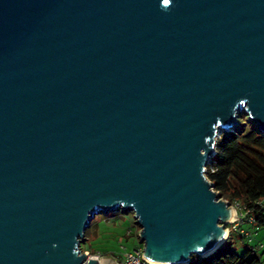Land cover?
Here are the masks:
<instances>
[{"label":"water","instance_id":"water-1","mask_svg":"<svg viewBox=\"0 0 264 264\" xmlns=\"http://www.w3.org/2000/svg\"><path fill=\"white\" fill-rule=\"evenodd\" d=\"M164 6L0 0V264H99L80 242L119 210L152 263L227 239L206 166L237 113L264 132V0Z\"/></svg>","mask_w":264,"mask_h":264},{"label":"trees","instance_id":"trees-1","mask_svg":"<svg viewBox=\"0 0 264 264\" xmlns=\"http://www.w3.org/2000/svg\"><path fill=\"white\" fill-rule=\"evenodd\" d=\"M244 116V113L237 115L233 129L221 133L205 174L219 197L239 208L242 222L235 226L234 232L240 236V240H246V248L241 253L234 250L230 232L213 253L205 257L193 254L187 264H264V246H251L247 240L249 232L244 228V225L248 229L264 227V207L261 202L264 198V133L258 131L247 115L246 118ZM116 213L124 214V211ZM228 226L230 224L225 227ZM127 233L129 235L130 230ZM257 247H262L260 253ZM140 248L142 245L133 250L117 252L104 246L100 253L120 261L126 252ZM88 249L95 252L92 248Z\"/></svg>","mask_w":264,"mask_h":264},{"label":"rangeland","instance_id":"rangeland-1","mask_svg":"<svg viewBox=\"0 0 264 264\" xmlns=\"http://www.w3.org/2000/svg\"><path fill=\"white\" fill-rule=\"evenodd\" d=\"M240 114H243V112L237 113V115ZM244 117L246 118V114ZM245 118H243V120H246ZM243 123L247 124V126H250L246 121H244ZM235 125H233V127ZM233 127L228 128L224 131H219V133L215 137V142L213 146L214 152L216 149V141L220 137L221 133L231 130L233 129ZM214 152L212 153L211 157H213ZM223 200L229 202L226 199ZM261 202L264 207V198L261 200ZM230 205L235 210L234 212H236V214L240 212L239 208L235 204L230 203ZM240 222H242L241 218H235V220L226 224V225L230 224V226L226 227V230L228 232V235L231 232L230 241L232 243V247L234 250H236L239 253H241L246 248L247 245L246 240L245 241L240 240V236L238 234H235L234 232L235 226L237 227V224H239ZM244 226H245L244 227L245 230L249 232V234L247 235V240L249 239L248 240L249 244L254 247L257 245L258 247L259 245L264 246V227H258L257 229H253V228L248 229L247 225ZM127 230H130L129 235H127L128 234ZM139 230L140 228L135 223L132 212H124V214H119L116 213L115 211H110L107 213L101 212L91 219L89 226L86 228L84 232V236L80 242L79 248L82 252H85L87 256L97 257L98 259L107 258L111 261V264H117L118 263L117 258L103 256L100 253L102 252L101 249L104 246L105 247L109 246L117 252H124L127 250L135 249L136 247L142 245L138 238ZM258 247H257V252L260 253L262 247L260 248ZM88 248H92L93 250H95V252L92 253Z\"/></svg>","mask_w":264,"mask_h":264},{"label":"built area","instance_id":"built-area-1","mask_svg":"<svg viewBox=\"0 0 264 264\" xmlns=\"http://www.w3.org/2000/svg\"><path fill=\"white\" fill-rule=\"evenodd\" d=\"M238 215L239 214H236V218H240ZM117 264H154V263L142 258V248H140L132 252H126L123 258L120 261H118Z\"/></svg>","mask_w":264,"mask_h":264},{"label":"clouds","instance_id":"clouds-1","mask_svg":"<svg viewBox=\"0 0 264 264\" xmlns=\"http://www.w3.org/2000/svg\"><path fill=\"white\" fill-rule=\"evenodd\" d=\"M170 3H171V0H163V5H166V7L164 6L165 8L169 7V6H170ZM246 103H247V101L244 100V99H241V100L239 101V105H245ZM232 115H233L234 117L236 116L235 109H233ZM202 153H203V152H202ZM202 153H201V154H202ZM78 240H79V239H77L76 244H77ZM54 247H55V245H54ZM73 255L76 256L77 258H79V256H80V253L78 252V248H77V246L73 248Z\"/></svg>","mask_w":264,"mask_h":264},{"label":"bare ground","instance_id":"bare-ground-1","mask_svg":"<svg viewBox=\"0 0 264 264\" xmlns=\"http://www.w3.org/2000/svg\"><path fill=\"white\" fill-rule=\"evenodd\" d=\"M234 211L235 210L232 209L233 217H232L231 221L235 220V218H236V212H234ZM98 261H99V264H111V261L107 258H100V259H98ZM154 264H162V263H154Z\"/></svg>","mask_w":264,"mask_h":264}]
</instances>
